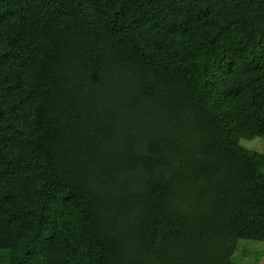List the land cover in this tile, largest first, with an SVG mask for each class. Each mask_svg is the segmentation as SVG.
<instances>
[{
  "label": "trees",
  "instance_id": "obj_1",
  "mask_svg": "<svg viewBox=\"0 0 264 264\" xmlns=\"http://www.w3.org/2000/svg\"><path fill=\"white\" fill-rule=\"evenodd\" d=\"M255 138L264 0H0V264H236Z\"/></svg>",
  "mask_w": 264,
  "mask_h": 264
},
{
  "label": "rangeland",
  "instance_id": "obj_2",
  "mask_svg": "<svg viewBox=\"0 0 264 264\" xmlns=\"http://www.w3.org/2000/svg\"><path fill=\"white\" fill-rule=\"evenodd\" d=\"M246 146L264 152V141L260 138L241 140ZM242 242V241H241ZM236 264H261L264 261V242H244L235 252Z\"/></svg>",
  "mask_w": 264,
  "mask_h": 264
}]
</instances>
